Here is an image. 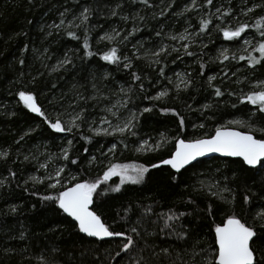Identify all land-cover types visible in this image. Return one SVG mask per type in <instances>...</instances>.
I'll use <instances>...</instances> for the list:
<instances>
[{
    "label": "trees",
    "instance_id": "16d2710c",
    "mask_svg": "<svg viewBox=\"0 0 264 264\" xmlns=\"http://www.w3.org/2000/svg\"><path fill=\"white\" fill-rule=\"evenodd\" d=\"M117 2L118 0H79V3L76 0H32L29 3V0H0V152L9 153L7 160L0 159V180L5 182V186L0 187V264H43L41 256L51 258L53 249L56 248L60 249L57 253L60 264H80L81 261L84 264H116L111 257L115 255L119 239L97 241L83 237L82 234L77 236L72 229L74 222H71L70 218L59 213L53 206L41 207L37 196H30L23 191L24 182L27 180L29 190L46 193L44 185H34L30 180L31 176L42 173L38 162L29 157L25 160L24 157L32 154L30 151L35 145L44 143H49L53 150H61L62 146H66V140L62 135L53 139V135L57 134H50L47 126L42 124L41 118L23 107L19 102L18 91L31 90L37 97V103L52 117L60 113L65 117L69 113L74 114V108L75 111L84 108L89 119H98L107 115L103 111L104 108L111 107L124 97L121 88L127 90L129 86L133 87V92L129 95L135 101L134 104L128 105L129 108L142 110L144 107L155 105L152 112L139 117L138 136L127 138V148L118 143V137L98 136L93 138L91 144H87L80 140L77 134L73 140L72 153L74 156H80V161L77 165H70L65 169V174H73L76 177L68 186L77 181H93L98 176L102 177L103 171H106L110 164L138 167L159 162L174 151L177 136L186 140L207 138L214 135L216 128L222 126L243 132L249 131L247 127L228 124L229 120L248 121V112L245 105L237 104V107L233 108L231 105L236 102V97L228 96L227 91L237 94H240L241 90L249 92L257 81L264 80V69L259 65L256 69H251L247 67L246 61H240L238 58L241 55L258 54L252 52L251 48L245 52L243 39L239 42L224 40L216 26L235 27L238 22L254 25L264 16V8L257 7L253 12L244 13L249 7L264 5V0H213V5L200 7L198 10L192 8L191 0H174L163 18H153V13L159 12V8L144 9L140 5L132 4L131 0H123L124 6L120 9L122 13L136 15L139 11V15L144 17L143 22L136 21L139 29L136 35L123 43L120 42L121 37L127 34L133 24L131 21L125 23L119 17L109 16L110 8ZM158 2L159 0H154V3ZM168 2L169 0H164L165 4ZM203 3L204 0H197L198 5ZM81 5H91L94 10L86 24H81L79 19H75L81 11ZM185 6L192 10L185 12ZM216 8H220L222 12L231 9V15L222 18L230 23H222L216 18L220 16V13H216ZM62 12L65 13L64 17L60 15ZM211 13H215V16H211L212 24L206 32L199 33L200 20L209 19ZM62 18L65 21L63 25L59 28L52 27L60 24ZM113 29L119 30L121 37L112 42L100 40L101 36L111 33ZM185 29L192 34L189 38L194 41L189 51L196 55H183L181 48L179 55L183 58L173 62L177 53H172L166 57L165 67L167 77L174 82L176 73L190 76L192 80L191 87L179 93V99L175 98L174 91H170L169 96L160 101L144 98L165 88H173L167 79L157 76L155 66H147L146 60L134 59L133 68L126 70L122 66L107 64L100 59L104 52L112 47H116L119 54L129 57L134 53L143 56L145 50H156L161 42L180 48L184 42L172 41L166 36H178L184 33ZM67 31L75 32L79 39H71ZM158 31H162L159 37L156 36ZM85 35L90 45L89 50L94 53L91 58L83 56ZM242 36H247L253 44L260 40L252 27ZM225 49L230 59L221 63L220 53ZM233 55L237 57L236 60L231 59ZM65 59L71 60V63L61 65L60 61ZM20 60H24L23 65L19 63ZM200 63L205 65L203 75H200ZM131 71H136L142 76L145 92L139 91V82L133 84ZM224 72L228 73L227 77H224ZM209 76L216 77L212 83L225 91L223 97L217 98L213 95V88L208 85ZM237 80L240 83H236ZM77 94L83 97L96 95L97 99H89L85 103L77 98ZM69 104L74 108L69 107ZM206 104L210 105L207 109L203 107ZM163 107L175 108L180 116L184 117L185 129L182 132L178 127L179 117L162 113L160 109ZM120 109V116L128 115L126 109ZM109 118L115 123L114 117ZM201 123L205 125L203 128L199 127ZM253 123L256 129L264 128V121ZM194 125L196 127H193ZM29 130L30 135L20 140ZM83 133L91 136L87 126L83 127ZM161 133L169 139V143L161 150H137L143 140H147L149 144L160 140ZM253 134L257 138L264 136L259 130ZM67 138L73 139L71 134ZM112 143L117 144L114 153L108 152ZM85 147L89 149L88 153L83 152ZM101 151L107 154L101 156ZM92 156H95L96 160L89 164ZM42 158L44 159L43 156ZM232 160L213 158L199 161L196 167L175 185L168 180V173L171 171L168 167L151 169L143 184H124L118 193L108 191L106 195L96 198L93 207L117 231L126 230L133 225L145 205H152L155 212L167 211L169 208L187 211L191 215L185 218L184 223L198 233L207 246L212 240L209 226L214 227L213 222L219 224L235 211L244 220L252 223L251 217L264 205V199L256 197L253 198V205L242 204L245 181L247 186L256 192L264 191L261 187L264 172L253 170L241 175L239 165L232 163ZM9 170L16 173L14 178L9 175ZM234 172L239 179H233ZM224 177L228 178L227 181ZM199 181H204L205 184L218 183L220 188L227 184L233 188L236 196L234 205L225 204L207 191H194V186L197 189L200 187ZM119 184V179L114 178L100 187L108 189L109 186L115 187ZM223 195L229 196L226 192ZM189 197L195 203L188 204ZM33 204L37 206L35 209ZM209 204L212 205L213 215L206 211ZM12 208L17 211L13 213ZM126 209L130 211L126 212ZM151 219L156 217L152 216ZM144 227L152 230L150 224H145ZM21 233L25 237L23 240L19 239ZM82 240L91 242L82 243ZM5 248H12L14 251L5 254ZM85 248L91 249V252L81 256ZM121 264L124 262L121 261Z\"/></svg>",
    "mask_w": 264,
    "mask_h": 264
},
{
    "label": "snow or ice",
    "instance_id": "6c2138e0",
    "mask_svg": "<svg viewBox=\"0 0 264 264\" xmlns=\"http://www.w3.org/2000/svg\"><path fill=\"white\" fill-rule=\"evenodd\" d=\"M32 0H29L31 3ZM79 3V0H76ZM174 0H169L167 4L164 0H159L158 3H154V0H131L134 5H140L144 9L159 8V12L153 13V18L165 17L167 10L172 7ZM163 5V7H161ZM192 8L199 9L200 7H208L213 5V0H204L203 5H198L197 0H191ZM123 0H118L114 7L109 10L110 17H119L125 23L131 21L133 26L127 31L126 35L121 37V32L117 29H113L111 33H105L100 37V40H107L112 42L118 37H121V43L128 41L130 37H134L139 30L136 26V21L143 22L144 17L139 15L137 11L136 15L124 14L120 11L123 8ZM264 8V5H254L247 8L244 14L253 12L255 8ZM188 6H185L184 11H190ZM68 10L66 9L65 12ZM91 5H81V11L75 19H79L81 24H86L93 13ZM216 13H220V16L216 17L221 20L222 23H230L223 21V17L231 15V9L221 11L220 8H216ZM182 14V13H180ZM64 17L65 13L60 14ZM211 16H215V13H211L209 19H201L199 33H204L208 30L209 25L212 24ZM65 23L64 19L60 20V24L53 25L52 27L59 28L60 25ZM80 27V25H76ZM217 31L222 33L224 40L237 41L243 39L244 51L247 52L251 48L252 52L258 55L248 54L247 56H239L240 61H246L247 67L256 69L259 65L264 69V16H261L254 25H250L246 22H238L235 27H221L217 25ZM252 27L258 33L260 40L253 44L251 39L247 36H242L248 29ZM197 33V35H199ZM50 34V33H49ZM67 35L71 39H79L75 32L67 31ZM162 31L156 32V36H161ZM191 33L185 29L184 33L177 35L170 34L166 38L172 41H189L188 43H182L180 48L175 46L165 45L161 42L160 46L156 50H145L144 55H135L132 57L128 55H122L118 53L116 47H112L109 51L104 52L100 57L101 60L107 64L122 66L126 70L133 68V60L144 59L147 61V66L156 71L157 76L163 79H167L169 84L173 85V88L163 89L157 92L155 95L145 96V99L152 101H160L168 97L170 91L176 93V99H179V93L181 91H187L192 84L190 76L185 77L177 74L179 83L174 82L171 78L167 77L165 73V67L167 66L166 57L177 53L173 62L176 59H182L179 55L181 48H183V55L195 56L196 53L189 51L190 45L194 42L189 40ZM84 51L83 56L91 58L94 53L89 50V42L85 35L82 45ZM135 48V45L133 46ZM143 47V45H141ZM26 50V49H25ZM139 49H137V52ZM221 63L228 61L230 58L227 55V49L220 53ZM232 60H236L237 57L233 55ZM21 65L24 64V60H20ZM71 60L65 59L60 61L61 65L70 64ZM200 75H203L204 63H200ZM56 69H53L55 71ZM133 84L139 82L137 87L140 92H145V85L143 78L136 71L130 72ZM224 77L228 76L227 72H224ZM235 75V73H233ZM208 85L213 88V95L217 98L223 97L225 91L221 90V87L212 83L216 79L214 76H209ZM151 84L152 82L149 81ZM236 83H240L239 80ZM182 86V87H181ZM75 87V85L73 86ZM95 89V85H93ZM124 93V97L117 103L119 108L127 110L128 115L121 118L118 115L119 108L117 104H112L111 107H106L103 111L107 114L101 116L98 119H89L85 114L86 109L81 108L79 111H75L72 104L69 107L74 108V114L69 113V119L65 121L63 119V113L56 115L55 117L49 116L42 107L37 103V97L31 90H20L17 95L19 102L23 104V107L30 113H34L41 118L42 124L47 126L50 130V134L53 135V139L63 136L66 140V146L61 147L60 154L56 157L58 160H62L66 163L56 167L52 171H47L48 164L40 163L39 169H44V175L37 177L35 175L30 177V180L34 185L41 184L45 186L46 193L40 194L38 190H29L27 187L28 181L24 182L23 191L30 196H37L41 207L53 206L59 213L65 217L70 218L72 223V229L80 236L87 238H95L97 241H104L111 238H119L116 243L115 255L112 256V260H115L116 264H264V205H261V210L256 212L252 217V223L247 222L242 216L237 215L235 211L232 214L227 215L226 218L219 224L214 223L213 226H209V230L212 234L211 243L205 246L204 241L200 239L199 234L194 232L188 225L184 223V220L191 213L187 211H177L169 208L167 211L155 212L152 205L143 206L140 217L136 222L129 226L126 230L113 229L93 207L96 202V198L101 195H106L108 191L120 192L121 186L124 184L139 185L145 182V176L151 169H160L162 166H167L171 171L168 173V180L171 184H176L177 181H182L185 178V174L191 172L196 163L201 157H205L211 154H219L222 157L233 158L232 163L239 165V171L241 175H245L249 171L264 172V136L257 138L253 132L259 130L264 133V128L256 129L254 127V121H264V80H259L252 86V89L245 93L241 90L240 94L234 91H227L228 96H235L236 102L232 103V107L236 108L237 104L245 105V110L248 112V121L243 120H229V125H239L241 127L249 128L248 132L235 130L231 127L222 126L215 130L214 135L207 138H196L191 140L182 139L179 136L175 138L174 151H171L167 158H161L159 162L150 163L148 165L141 166H128L119 164H110L106 171H103L102 177L98 176L93 181L83 180L77 181L71 186H68L72 180H76L75 176H65V169L70 165H77L80 161V156H74L72 153L73 140L76 135L79 134L80 140H83L87 144H91L94 137H118V143L123 145L124 148L128 147L127 138L138 136L139 117L144 113H150L153 111V107H144L142 110L129 108V104H134L135 101L129 93L133 92V87L129 86L127 90L121 88ZM78 99H82L87 103L89 99H97L96 95L91 97H83L77 94ZM107 99V97H103ZM251 105V108H247ZM190 107V105H189ZM204 108H209L210 105H203ZM116 108L117 111H113ZM162 113H171L173 116L179 117V129L182 132L185 129V119L180 116L179 112L175 108L163 107L160 109ZM109 116L116 119V123ZM87 126V131L91 133V136L83 133V127ZM205 125L201 123L200 128ZM193 127H196L195 125ZM31 130L27 131L20 137V140L24 139V136L30 135ZM68 134H71L73 139H68ZM19 141H17L18 143ZM169 139L163 133L160 135V140L149 144L147 140L140 142L138 151H158L161 150ZM117 144L112 143L108 148V152L114 153ZM84 153H88V148H83ZM107 153L101 151V156ZM9 153L7 151L0 152V159L7 160ZM25 160L28 157L25 156ZM96 160L95 156L91 157L89 164ZM9 175L15 177L16 173L9 170ZM113 176L120 177V184L115 187L109 186L108 189H101L102 184H106ZM227 181V177H224ZM233 179H239L235 172L233 173ZM67 180V183H66ZM200 187L197 189L193 187L194 191L205 192L207 191L212 196L220 199L225 204L235 203V190L227 186V184L220 188L218 183H207L199 181ZM4 180H0V187H4ZM20 187V185H17ZM239 187V185H237ZM261 187L264 189V181L261 182ZM100 189V191H98ZM213 189H216L215 191ZM47 190H52L48 192ZM228 193L229 196L225 197L223 193ZM264 199V191L256 192L254 189L247 186L245 181L244 194L242 198L243 205H253V198ZM188 204H193L195 201L189 197ZM33 209L37 206L32 205ZM11 211L15 213L16 208H12ZM130 211V209L125 210ZM209 215H213L212 205L209 204L206 208ZM155 216L156 219H151ZM145 224H150L152 230L149 231ZM19 239H25L24 234L21 233ZM82 243H90L91 241H81ZM14 251L12 248H5V254H10ZM108 251V250H106ZM60 252L59 248L53 249L51 258H45L41 256L43 264H60V258L57 253ZM91 252V249L85 248L81 252V256H85ZM80 264H84L83 261Z\"/></svg>",
    "mask_w": 264,
    "mask_h": 264
},
{
    "label": "rangeland",
    "instance_id": "374dc122",
    "mask_svg": "<svg viewBox=\"0 0 264 264\" xmlns=\"http://www.w3.org/2000/svg\"><path fill=\"white\" fill-rule=\"evenodd\" d=\"M190 40V38H189ZM181 41H179L180 43ZM184 43H188L189 41H183ZM249 50V49H248ZM177 74H180L181 76H185L184 74H181V73H176V78H175V82L179 83V79H178V76ZM117 104V108H119V104L118 103H115ZM113 111H117L116 108H113ZM121 109L119 108V112H118V115L120 116L121 115ZM127 115L125 116H120L121 118H124L126 117ZM63 119L65 121H67L69 119V115L68 116H65L63 117ZM115 120V123L117 122L116 119L114 118ZM69 135V134H68ZM65 146V145H64ZM60 149L59 150H53L52 149V146L49 144V143H44L42 145H35L33 150L30 151V153H32L31 155H26L27 157L29 158H32L33 161L35 160V162H38L37 164L39 165L40 163H47L48 164V169L47 171H52L54 170L56 167L60 166L63 164V162L58 159H56V157L60 154ZM142 152H147V151H142ZM28 153V154H30ZM42 156L44 157V159L42 158ZM25 158V157H24ZM119 165H127V164H119ZM128 166H132V165H128ZM42 171L41 174H36L35 176L37 177H42L44 175V172L45 170L44 169H39ZM66 172V170H65ZM65 176H73V174H65ZM114 178H118L119 179V183H120V177L119 176H113L108 182H110L112 179ZM66 183H67V180H66Z\"/></svg>",
    "mask_w": 264,
    "mask_h": 264
},
{
    "label": "water",
    "instance_id": "95a60500",
    "mask_svg": "<svg viewBox=\"0 0 264 264\" xmlns=\"http://www.w3.org/2000/svg\"><path fill=\"white\" fill-rule=\"evenodd\" d=\"M31 114H33V115H35L34 113H31ZM36 116V115H35ZM233 129H235V128H233ZM235 130H238V129H235ZM239 131H241V130H239ZM213 158H220V159H224V160H226V159H233V158H229V157H222V156H220L219 154H211V155H208V156H205V157H201L197 162H195V163H198L199 161H202V160H210V159H213ZM165 167H167V166H165ZM92 239H95V238H92ZM107 240V239H106Z\"/></svg>",
    "mask_w": 264,
    "mask_h": 264
}]
</instances>
